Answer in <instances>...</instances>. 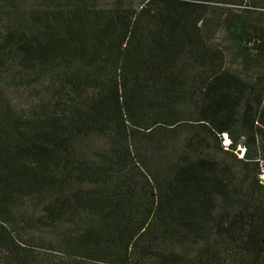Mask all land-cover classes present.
<instances>
[{
    "label": "trees",
    "instance_id": "16d2710c",
    "mask_svg": "<svg viewBox=\"0 0 264 264\" xmlns=\"http://www.w3.org/2000/svg\"><path fill=\"white\" fill-rule=\"evenodd\" d=\"M264 0H0V264H264Z\"/></svg>",
    "mask_w": 264,
    "mask_h": 264
},
{
    "label": "water",
    "instance_id": "95a60500",
    "mask_svg": "<svg viewBox=\"0 0 264 264\" xmlns=\"http://www.w3.org/2000/svg\"><path fill=\"white\" fill-rule=\"evenodd\" d=\"M263 182H264V178H263V180H262Z\"/></svg>",
    "mask_w": 264,
    "mask_h": 264
}]
</instances>
